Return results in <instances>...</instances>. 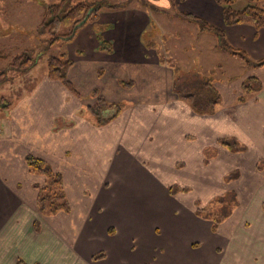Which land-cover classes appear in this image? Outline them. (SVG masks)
Segmentation results:
<instances>
[{"label": "crops", "instance_id": "1", "mask_svg": "<svg viewBox=\"0 0 264 264\" xmlns=\"http://www.w3.org/2000/svg\"><path fill=\"white\" fill-rule=\"evenodd\" d=\"M149 2L154 11L102 9L76 33L77 48L67 55L74 92L47 79L46 71L38 75L35 64L31 85L0 96L10 103L0 113V264H264V173L257 169L264 161V66L227 61L228 76L218 72L215 79L208 54L227 53L186 15L223 29L227 42L252 61L264 58V28L224 26L214 0ZM166 10L193 29L184 51L197 71L176 77L165 53L144 43L153 19L161 20L158 11ZM98 36L111 53L99 50ZM191 74L209 79L221 97L211 115L195 113L174 92L176 81ZM252 77L261 89L236 104ZM227 78L237 80L225 85ZM98 97L119 106L103 125L87 109ZM229 137L241 140L246 152L219 147ZM209 146L218 148V158L206 166ZM29 156L60 174L68 213H38L36 187L45 179L29 171ZM236 169L241 173L232 188L240 208L212 231L213 220L196 210L224 190L221 177ZM174 185L181 193H172Z\"/></svg>", "mask_w": 264, "mask_h": 264}, {"label": "rangeland", "instance_id": "2", "mask_svg": "<svg viewBox=\"0 0 264 264\" xmlns=\"http://www.w3.org/2000/svg\"><path fill=\"white\" fill-rule=\"evenodd\" d=\"M55 1L56 0H0V52L8 54L7 59L0 60V96L3 95V93H6L8 96L14 97V95H17L31 85L32 77L28 75V71L31 68L22 70L18 66L11 67L10 63L12 62L13 57L24 54L31 56L34 65L36 64L35 67H32H34L33 69H35L38 75H40L46 71L47 58L58 56L61 53H65L66 55L74 54L73 50L74 48H77V41L74 42L76 36L67 44L55 43L54 45L49 46L48 36L39 34L36 31V28L41 21L43 7L54 3ZM86 1L89 3H101L104 7L117 4L128 8L137 7L147 12L154 11L156 8L155 4L149 2L150 0ZM168 1L171 4L172 0ZM247 4V0H238L235 7L237 9H243ZM158 14H160L161 20L158 22L153 19L151 25L143 35L144 43L146 45L152 44L159 51L165 53V59H167V57L169 58L170 62L168 61V65L173 68L176 77L181 76V70L182 72L189 70L197 71L198 67L195 64L196 62L191 60V52L189 51L188 53L186 51V54L184 51L187 49L189 43V37H187V35L193 30L189 25H185L188 21L179 18L172 10H166L165 12L158 11ZM182 34L185 36L183 41L181 40ZM176 37H180V42L172 41L173 39H176ZM213 40L211 39V42H214L217 45V39L213 37ZM203 47L205 48V46ZM208 56H211L210 62L212 61V64L211 66H208L207 69H210L211 73L215 74V79H217L218 72L223 74V78L228 76V68L230 69L231 65H228L227 61H230L232 64H239V60L227 54H208ZM208 56L205 58L206 61H209ZM222 67L226 70L223 69V71H219L218 68L221 69ZM236 80V78H227L223 80V83L225 82V85H229ZM247 81L248 80L244 81V84H246ZM255 92L256 91H253L252 93L246 92L243 88L242 93L236 97V104L246 102ZM220 104H222V102L221 97L219 96V101L216 103V106ZM191 105L194 108L198 107L194 102L191 103ZM217 143L219 147H224L228 152L236 155H242L247 150L245 144L235 137L222 138ZM217 149V147L212 146L204 148V162L206 166L210 161L218 158ZM257 169L264 173L263 160L259 161ZM240 173V169H236L235 171L224 174L221 177V184L225 187L224 190L220 193H215L210 200H206L204 207L202 206V209L200 208L201 206L197 208L196 213L202 218L219 221L220 223L223 220L226 221L232 218L235 212L240 208L238 194H236V191L232 188L233 184L238 181ZM171 189L172 193L175 195L181 193L182 190L178 185H174ZM184 189L185 191H188L190 187ZM198 202V204H201L203 203V200H198ZM173 225H177L176 221ZM157 234L160 235L159 229L157 230ZM130 246L132 250L137 247L136 243L133 241Z\"/></svg>", "mask_w": 264, "mask_h": 264}, {"label": "trees", "instance_id": "3", "mask_svg": "<svg viewBox=\"0 0 264 264\" xmlns=\"http://www.w3.org/2000/svg\"><path fill=\"white\" fill-rule=\"evenodd\" d=\"M180 2L185 0H178ZM222 9V21L224 26L238 24H248L256 30L264 28V0H247L248 4L243 9L235 7L238 0H214ZM147 3V2H146ZM120 4L104 7L101 3H89L86 0H56L54 3L43 7L41 21L36 31L39 34L48 36V45L55 43L67 44L74 39L76 33L87 23L95 22L100 11L104 9L116 10L123 8ZM196 23L200 31L214 35L218 40V48L224 53L241 61L246 67L264 66V58L258 61L249 59L246 52L231 46L226 38L223 29L210 26L205 21L186 15ZM99 50L111 53L112 46L109 42L98 36ZM0 52V60L7 59L8 54ZM34 65L33 59L29 55H19L12 58L10 66H18L22 70L30 69ZM73 63L65 53L52 56L46 60L47 79L60 82L66 90L74 92L72 84L68 80V72ZM244 91L252 93L258 92L261 87L255 78H249L243 85ZM174 92L179 98L188 104L195 103L197 108L192 105L190 108L198 114H212L216 103L219 101L218 93L212 88L209 79H201L197 75H187L185 78L176 81ZM10 103L4 98H0V113L8 109ZM88 111L94 117L98 125L106 124L111 121L119 112V106L109 104L98 97L96 102L89 106ZM105 111H112L110 117H103ZM26 164L32 174L44 177V185L36 187L38 194L36 198L37 211L42 216H51L60 212L70 211L69 202L64 191L63 182L59 173L52 170L50 165L41 159L26 157ZM199 215V214H198ZM219 221L212 222V231L216 230ZM103 255L99 254L94 259H100Z\"/></svg>", "mask_w": 264, "mask_h": 264}]
</instances>
